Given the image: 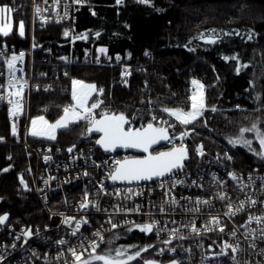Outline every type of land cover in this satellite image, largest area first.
<instances>
[{
    "label": "trees",
    "instance_id": "obj_1",
    "mask_svg": "<svg viewBox=\"0 0 264 264\" xmlns=\"http://www.w3.org/2000/svg\"><path fill=\"white\" fill-rule=\"evenodd\" d=\"M115 2L100 0L95 14L84 10L73 24L36 26L35 80L41 86L50 84L51 89L46 92L38 88L33 93V116H43L51 123L59 119L61 107L71 101L65 92L71 89L72 79H79L104 90V104L98 115L105 110L124 113L135 127H140L150 122L152 116L164 117V108L188 110L189 84L191 79L199 78L210 86L209 111L192 127V141L187 147L189 160L191 144L201 143L212 153L230 152L243 172L264 173V159L228 142L238 136L241 128H250L253 123L264 131V0H148L143 4L125 0L121 8L113 7ZM13 4V0H0V6ZM22 9L20 13H11L10 34L5 37L0 33V50L8 46L18 50L30 47V21L27 8ZM20 21L25 26L23 36L18 31ZM66 31L73 37L65 36ZM201 34L203 39L199 38ZM209 37L216 43H208ZM92 45L107 49L112 57L125 58L124 63L131 67V77L122 83L120 66L64 64L61 54L68 55L72 46L83 51ZM234 56L238 59H232ZM237 67H241L239 73ZM95 98L96 95L92 100ZM86 127L79 122L60 129L55 140L33 137L32 142L63 148H95L96 136L87 133ZM0 135L6 138L10 135L5 108L0 109ZM249 136L245 134L247 139ZM252 148L259 151L256 144ZM95 151L99 157L104 155L96 148ZM10 154L12 161L8 160ZM28 158L23 148L0 145V215H9L10 222L17 227L44 224L48 220L36 196L21 188L19 176H25L27 170L22 163ZM155 243L148 233L125 230L111 237L94 254L111 250L114 255L117 248L127 249L128 254L140 251V256L129 264H145L157 258ZM145 247L147 251H143Z\"/></svg>",
    "mask_w": 264,
    "mask_h": 264
},
{
    "label": "built area",
    "instance_id": "obj_2",
    "mask_svg": "<svg viewBox=\"0 0 264 264\" xmlns=\"http://www.w3.org/2000/svg\"><path fill=\"white\" fill-rule=\"evenodd\" d=\"M14 1V6H11L12 13H20L23 7L27 8L32 41L28 49L18 50L10 46L0 50V53H3L0 55L2 57L0 85H3L0 87V96L4 97H7L9 91H15L8 87L7 60L10 56L24 53L23 60L17 61L18 69L22 71L16 72L20 85H23V111L16 117L9 116L11 136L10 139L0 136L3 138L0 140V145L9 140V144H16L15 146H22L28 150L32 159L37 162V166L27 170L26 175L20 177L22 190L38 198L48 215V220L44 224L17 227L10 223L9 219L5 224L0 225V264H72L75 257L69 249L82 253V260L85 259L92 253L90 243L100 241V237L94 233L99 231L103 236L102 232L113 224L124 231L138 230L137 225L153 224L155 227L151 233L162 242V246L157 242L160 246L157 250L158 256L166 257L170 264L173 260L178 264H235L231 259L233 255L240 264H264V238H262L264 219L260 223L255 219L249 222L250 216L264 218V174L244 175L243 171L234 167V160L229 152L213 155L203 147L204 155L201 156L197 151L201 146L199 144L192 161H189L182 171L155 184L159 185L156 191L153 190L155 185L131 184V191L126 189L128 193L123 194L121 187L126 185L110 188L105 184L106 181L111 180L109 173L117 166L116 161L120 160L119 158L107 156L95 160L93 154H87L80 149L72 150L69 155L65 153L63 157L61 154L63 148L59 145L35 147L27 141V124L22 125L23 113L26 106L32 104V94L38 90L33 87L32 76L35 68L33 31L37 25L73 24L77 21L79 12L95 5L96 0H80L79 3L77 0ZM134 1L141 3L140 0ZM124 6V2L116 4L117 8ZM37 7L40 9L39 13L36 11ZM62 58L66 65L79 63L77 58L69 56ZM84 61V63L100 65L99 61L89 58H85ZM24 81H27L26 85ZM50 89L51 87H48L44 90L50 91ZM8 106L11 105L7 103V98L0 100V109ZM13 124L16 125L17 135L12 134ZM168 131L176 133L175 127H169ZM185 137L183 144L187 147L189 143ZM178 140L179 137L174 136L168 145H176ZM130 156L125 153V158ZM226 156H231L232 159L229 160ZM233 173L240 179L233 180L231 175ZM99 175L101 178H96ZM62 178L74 184H78L80 180L87 181L94 196L81 197L77 193H69L65 188L66 185L62 183ZM236 184H239V187ZM138 191L140 194H149V197L138 196V200L133 202V197ZM96 194L104 198L103 200L113 201L114 210L109 211L107 209L110 207L93 205L84 209L80 207L83 202L81 198L102 200L96 197ZM219 196L226 198L219 199ZM249 198L257 203L252 205L248 202ZM173 199L176 201L175 204L171 202ZM198 200H207L209 203H197ZM69 201L75 204L72 210L68 209ZM241 201H245L244 208L237 212L236 209L240 207ZM231 212L235 214L232 215ZM214 217L218 218L219 224L213 223ZM66 218L69 220L68 223L64 222ZM84 220H87V223H83ZM77 222H80L81 226L73 235ZM193 225L199 230L198 232L192 231ZM220 227L224 228L223 232L219 231ZM29 230L31 236L26 235ZM61 240L66 243L60 244ZM105 241L107 242L106 239ZM225 243L233 246L238 244L242 251L232 253L230 249H224ZM102 244L100 242L99 247ZM173 248L174 252L169 251ZM222 251H227L228 255H220Z\"/></svg>",
    "mask_w": 264,
    "mask_h": 264
},
{
    "label": "snow or ice",
    "instance_id": "obj_3",
    "mask_svg": "<svg viewBox=\"0 0 264 264\" xmlns=\"http://www.w3.org/2000/svg\"><path fill=\"white\" fill-rule=\"evenodd\" d=\"M80 0H77L79 3ZM141 3H147L148 0H140ZM117 4L122 3V0H116ZM37 13L40 12L39 7L36 8ZM12 12V8L10 6H0V33L3 36H8L10 34L12 25L11 23H7L8 14ZM65 16H67V12H65ZM24 23L20 21L18 24L19 35H24ZM215 31V30H213ZM65 36L69 35L66 31ZM99 35V33H97ZM83 38H86L83 37ZM203 39V34L199 37ZM251 35H249L248 39H251ZM208 43H216V40L212 37H209L207 40ZM102 53H106L107 49L101 48L99 50ZM3 53H0L2 55ZM145 55H148L146 52ZM24 53L21 52L19 56L13 55L9 60H7L8 67V87L10 89H15V91H9L7 97L0 96V100H4L7 98V103L12 106V115L13 117L18 116L22 111V100H23V85H20L19 79L16 77V72L22 71V69H18L15 67V63L18 60H23ZM67 60V58H65ZM119 59V57H117ZM225 59H229L225 57ZM232 59H238V57H232ZM241 67H247V65H241ZM241 67H237L236 71L239 73ZM127 74V73H126ZM67 75V73H65ZM24 84H27V81H24ZM71 97L74 103L69 104L63 108V115L57 119L54 123H49L43 116L37 117L35 120L31 122V130L30 134L34 137L36 136H47L50 139L56 138L57 129H68L71 125L77 124L81 121H85L87 124L86 132H99L102 133L100 139L96 141L105 151H115L117 147L121 148H134L139 149L144 153H147L146 156L142 158H125L124 160H117L116 167L113 169L111 173H109V177L112 181H125L128 183H132L133 181H150L154 178L159 179L166 176H172L178 171H182L184 168V161L188 159V151L187 147L182 143L180 146H173L169 151L156 152L153 154L151 149L154 145L159 144L160 141H172V138L169 136L168 127L156 126L151 121H157L158 118L156 116L151 117V121L146 125H142L140 127H133L132 121L124 114V113H113L110 111H103L101 113V118L97 119V115L95 110L100 107L103 101H96L89 105L88 101L93 93L103 94V89H98L95 84L86 83L83 80L72 79L71 81ZM191 84L194 87V91H192L189 100H190V108L189 110H184L183 108H164L163 111L168 113L170 116L175 117L176 121H178L182 125L193 124L197 119L204 115V112L208 110V106L206 105V99L204 94V85L198 80H192ZM18 85H20L18 87ZM3 87V85H0ZM15 97V99H12ZM257 100L260 99V96L257 95ZM239 107V106H237ZM211 111L215 112L216 108L212 107ZM41 125V127H37V124ZM163 124H167V121H162ZM169 127L174 128V125H169ZM254 133L255 138L259 142L260 151H256L252 148L253 141L247 139L245 137L246 133ZM12 134L17 135L16 125L12 126ZM186 135H189L188 132H183L180 134L179 139L183 140ZM3 138L0 137V140ZM233 146L241 145L247 148L249 151L255 152L256 155L260 156L261 159H264V131L261 130L260 126L257 123H253L252 126L241 128L239 134L235 138H230L228 141ZM73 149L69 148L68 151L71 152ZM199 155L203 156V145H201L197 149ZM227 159H232L231 156H226ZM10 159V157H9ZM47 159V158H46ZM7 171V169H4ZM87 175V173H85ZM233 180H239L236 174H231ZM251 179V177H249ZM182 183V181H180ZM163 186V185H161ZM175 186V185H173ZM242 187H247V185H242ZM131 191V189H128ZM226 196H219V199H225ZM173 204L176 203L175 199L171 201ZM249 203L255 205L257 201L251 200L249 198ZM197 203L208 204L209 201H197ZM245 201L240 202V207L236 209L237 212L242 211L244 208ZM82 209L89 207V202L87 201V197L85 201H83L80 205ZM198 211L199 209H195ZM230 214L234 215V212ZM253 219L256 220L257 223H260L262 219L261 217H249V222ZM8 220V216L0 215V225L4 224ZM65 223H68V218L65 219ZM83 223H87V220H84ZM213 223L219 224L218 218H213ZM81 226L80 222H77L75 225V230L73 231V235L76 234V231L79 230ZM113 228L117 225L113 224ZM141 232L151 233L153 232L154 225L153 224H144L137 225ZM207 227V226H206ZM211 230V229H209ZM193 232H198L199 230L192 226ZM219 231L223 232L224 228L220 227ZM27 236H31L32 233L29 230L26 233ZM94 235L100 237V241H93L90 243V247L92 249V253L89 254V259L82 260V253H77L75 249H69L72 252V255L75 257L74 264H94V262H101V264H129L130 261L136 260L140 256V251H137L135 254H128L127 249L117 248L115 249V254H112L110 250L106 254H94L96 253V249L99 247V243L103 242V236L99 231L94 233ZM235 235V233H233ZM262 238H264V229H262ZM19 239V237H17ZM26 242V241H25ZM60 244L66 243V241H59ZM166 243H170V241H166ZM15 247V245H13ZM148 247H154L152 245ZM148 247H145L143 251H147ZM224 249H230L232 253H237L242 251L239 248V245L233 246L232 244L225 243ZM87 251V249H85ZM169 251L174 252L175 249H169ZM163 252V249H161ZM220 255H228L227 251H222ZM235 264H240L239 261L236 260V256L233 255L231 257ZM145 264H155L154 261H145ZM172 264H178L177 261L173 260Z\"/></svg>",
    "mask_w": 264,
    "mask_h": 264
},
{
    "label": "bare ground",
    "instance_id": "obj_4",
    "mask_svg": "<svg viewBox=\"0 0 264 264\" xmlns=\"http://www.w3.org/2000/svg\"><path fill=\"white\" fill-rule=\"evenodd\" d=\"M99 1L100 0H96V4L95 5H93L92 7H90V8H84V9H82L80 12H79V14L82 12V11H84V10H86L87 12H89L90 14H95V12H96V9L98 8V3H99ZM26 2H29V0H26ZM122 2H124V4H125V0H122ZM116 2L114 3V6L113 7H116ZM141 4V3H140ZM143 4V3H142ZM118 5V4H117ZM117 8V7H116ZM75 23V22H74ZM69 39L70 38H72L73 37V34L72 33H70L69 34ZM101 48H95V47H93V45L89 48V49H86V50H83V51H78V50H76L75 48H74V46H72L70 49H69V54L68 55H62L61 54V52H59V55L61 54V56H69V57H73V58H77L78 60H79V63L80 64H85L84 62V59L85 58H89V59H91V60H94V61H99V64L101 65V67H114V66H120V73L121 74H123V73H125V72H130L131 71V67L127 64V63H124V61H125V58H123L122 56H117V57H119V59H117V57H112L111 55H108L107 54V52L106 53H101V54H98L97 53V51L98 50H100ZM79 52H84L83 54H79ZM127 60H128V58H127ZM91 64V63H90ZM130 75H131V72H130ZM33 87L34 88H36V89H47L48 87H51V85L50 84H44V85H39L37 82H36V80H35V77H36V75H35V73H33ZM59 79V77L58 78H56V80H58ZM125 79H128V78H123V80H125ZM69 93H70V90H67L66 92H65V94L66 95H69ZM99 94V93H98ZM100 95V94H99ZM67 105V104H66ZM65 105V106H66ZM96 115H97V119H99V118H101V116L100 115H98V112L96 111ZM158 118V117H157ZM159 119V118H158ZM160 119H163L164 121H168L169 119H170V117L169 116H167V117H160ZM170 121H176L175 119H171ZM153 122V121H152ZM154 123V122H153ZM9 125H10V122H9ZM132 125H133V123H132ZM133 127H135L134 125H133ZM176 128V127H175ZM177 129V131H176V133H178V132H180V131H182V129H178V128H176ZM189 133V135H187V142L188 143H190L191 141H192V135L190 134V131L188 132ZM30 134V131H27V141L28 142H30V144L32 145V146H35V147H38V146H41V147H45V146H47V145H49V144H36V143H33L32 142V138H33V136H31V137H28V135ZM91 134H93L92 132H91ZM93 135H95V134H93ZM1 136V135H0ZM10 136H11V126H10V135H9V138L7 137H5L6 139H10ZM96 136V139H95V148L97 149V147H96V141H97V139H98V136L97 135H95ZM34 139H41V138H35L34 137ZM8 141L9 140H7V141H5V142H7V143H5V144H8V145H10V146H13V147H20V148H23L24 150H26L24 147H22V146H15L16 144H13V145H11V144H9L8 143ZM165 141V140H164ZM200 145H202L201 143H199ZM199 144H191L192 145V148H191V152H190V155L192 156L191 158H190V160H189V154H188V159H186L185 160V162H184V166L187 164V163H189V161L191 162L192 161V159L195 157L194 155L196 154V152H195V150H196V147H197V145L199 146ZM2 145V144H1ZM162 145V144H161ZM160 145V146H161ZM158 147L157 149H155V150H153L152 152H153V154H155L156 152H163V151H165L164 149H162L161 147ZM188 147V146H187ZM194 147H195V149H194ZM204 147V146H203ZM95 148L94 147H92V146H79V147H72V149L73 150H78V149H80V150H83L85 153H87V154H94V155H96V151H95ZM205 148V147H204ZM194 149V150H193ZM99 150V149H98ZM205 151H207L208 153H210V154H213V155H218L217 153H212V152H210V151H208V150H206V149H204ZM101 151V150H100ZM187 151H188V149H187ZM26 152L28 153V159L25 161V162H23L22 163V166L23 167H25L27 170H32L35 166H37L38 164H37V162L35 161V160H33L32 159V157H31V155H30V153H29V151L28 150H26ZM102 152V151H101ZM224 152H228V151H224ZM224 152H221V153H224ZM103 153V152H102ZM125 153H128V154H130L131 156L130 157H128V158H131V157H133V156H137V155H135V154H132V153H129V152H127V151H122V152H114V153H108V154H105V153H103L104 155L103 156H101V157H99V156H97L99 159L100 158H103V157H107V156H109V157H117V158H119L121 161L122 160H124V158H125ZM230 153V152H229ZM61 154H62V156L64 157V154H65V150L64 149H61ZM231 154V153H230ZM10 156H12L13 157V155L12 154H10L9 156H8V158L10 157ZM233 157V156H232ZM14 158H11L10 157V161H12ZM9 160V159H8ZM233 160H234V158H233ZM235 164V162L233 163V165ZM39 166H40V164H39ZM234 167L236 168L237 166H236V164L234 165ZM238 168V167H237ZM236 168V169H237ZM184 169V168H183ZM239 169V168H238ZM26 170V171H27ZM240 171V170H239ZM178 172H180V171H178ZM178 172H176V173H178ZM175 173V174H176ZM244 175H246L247 174V172H242ZM254 174H261V173H254ZM173 176V175H172ZM19 177H21V175L19 176ZM169 177H171V176H166V177H163V178H161V179H157V180H154V181H143V182H132V183H118V182H114V181H112V180H109V181H106L105 182V184L107 185V187H114V186H122V185H126V186H124V187H121V193H123V194H127L128 192L126 191V189H131V184H149V185H155V184H157L158 182H160L161 180L163 181L164 179H167V178H169ZM96 178H101L100 177V175L99 176H96ZM21 182H22V180H21ZM62 183L64 184V185H66V187L65 188H67V191L69 192V193H77L78 195H80L81 197H85V196H91V197H93L94 196V194H93V191H92V188H91V186L87 183V181H84V180H80L79 182H78V184H74V183H72V182H67L65 179H63L62 178ZM21 186H22V184H21ZM159 185H155L154 187H153V190L154 191H156L157 190V187H158ZM22 188V187H21ZM138 196L139 197H142V198H148L149 197V194H140V192L138 191L137 192V194L136 195H134V197H133V202H136L137 200H138ZM96 197H99L100 199H102V200H88L87 199V201L89 202V205H93V206H96V207H102V208H109V209H107V210H109V211H112V210H114V203H113V201H111V200H103L104 198H101L99 195H97L96 194ZM37 198V197H36ZM38 199V198H37ZM81 200L82 201H85V199H83V198H81ZM40 202V201H39ZM41 203V202H40ZM42 205V204H41ZM74 203L72 202V201H69L68 203H67V206H68V209L69 210H72L73 208H74ZM42 207H43V205H42ZM44 208V207H43ZM44 211H45V209H44ZM45 213H46V211H45ZM47 214V213H46ZM7 215V214H6ZM9 216V215H8ZM48 216V215H47ZM9 222H10V220H9ZM8 222V223H9ZM11 223V222H10ZM5 224V223H4ZM124 230H122L120 227H118V226H116L115 228H113V226L112 225H110L108 228H106L102 233H103V237L107 240V241H109V239H111V237H113L114 235H117L118 233H121V232H123ZM151 237H153V239H154V241L157 243H159V245L160 246H162V242L161 241H159V240H157L153 235L151 236ZM103 238V244L102 245H104L105 243H106V241H105V239ZM155 243V244H156ZM158 243L156 244V250L155 251H157L158 250V248L160 247V246H158ZM153 249H155V247H153ZM159 259L158 258H154V259H151V260H148V261H154L155 263H157V264H159V261H158ZM72 264H74V263H72ZM170 264V263H169Z\"/></svg>",
    "mask_w": 264,
    "mask_h": 264
},
{
    "label": "rangeland",
    "instance_id": "obj_5",
    "mask_svg": "<svg viewBox=\"0 0 264 264\" xmlns=\"http://www.w3.org/2000/svg\"><path fill=\"white\" fill-rule=\"evenodd\" d=\"M14 1V0H13ZM15 2V1H14ZM14 6V4L12 5V7ZM12 13V12H11ZM11 13L10 14H8V20H7V23H11V25H13V21H12V17H11ZM12 29V28H11ZM2 34V33H1ZM32 41V40H31ZM35 41V40H34ZM32 46H35L33 43H32ZM8 47H10V46H8ZM34 50H35V48H34ZM97 53L98 54H101L102 52H100L99 50L97 51ZM8 56V54L6 55V57ZM12 56H10V58H11ZM0 58H2V57H0ZM9 58V59H10ZM30 64V63H29ZM15 67L16 68H18V64H17V62L15 63ZM29 73V72H28ZM33 73H35V70L33 71ZM130 78L131 76H130V73L128 72L127 74L126 73H123V74H121V81H122V83H123V78ZM5 78V77H4ZM198 80V81H200L203 85H204V94H205V99H206V105L208 106V104H207V93H208V91H209V88H210V86H208L206 83H204L201 79H199V78H193V79H191V81L192 80ZM4 80V79H3ZM72 88V87H71ZM195 89H194V87H193V85L191 84V82H190V84H189V88H188V95H189V97H190V95H191V93H192V91H194ZM46 92H48V91H46ZM29 95V93H27V96ZM96 95V98H95V100L93 101L92 100V97L93 96H95ZM32 97H33V94H32ZM32 97H31V101H32ZM69 97L71 98V101H70V103L69 104H72V103H74V101L72 100V97H71V89H70V93H69ZM103 101V103L100 105V107L104 104V100H103V95H99L98 93H93V95L90 97V99H89V101H88V103H89V105H91V103H93V102H96V101ZM28 101L29 100H27V103H28ZM191 103V102H190ZM69 104H67L66 106H68ZM65 106H63V107H61V109H60V117L63 115V108H64ZM100 107L99 108H97L96 110H95V112L97 111V112H99V109H100ZM5 109H7L8 110V117L9 116H11V117H13V115H12V107L11 106H8V107H4ZM189 108H190V106H189ZM2 109V108H1ZM25 110V113H23L24 114V120H23V123H22V125L23 126H25V124H27V131H30L31 130V127H32V125H31V122H32V120H35L37 117H34L33 116V106H32V104L31 105H27L26 106V109H24ZM189 110V109H188ZM23 111V110H22ZM187 111V110H186ZM209 111V108H208V110H206L205 112H204V115L203 116H201L199 119H197L193 124H189V125H182V124H180L178 121H170L171 119L173 120V119H175V117H172V116H170L168 113H166V115L164 116V117H167V116H169L170 117V119L167 121V124H163L162 123V121H164L163 119H158L157 121H153L154 122V125H156V126H163V127H168L169 128V125H174L176 128H178V129H182V132L180 131V132H178V133H175V132H169V136L171 137V138H173L174 136L177 138V137H179L180 136V134L181 133H183L184 131H186L187 130V132H189L190 131V134L191 135H193V131H192V127H193V125L197 122V121H199L201 118H204V116H205V114L207 113ZM59 117V118H60ZM10 118V117H9ZM46 120V119H45ZM176 120V119H175ZM48 121V120H47ZM25 122V123H24ZM49 122V121H48ZM82 123H84V124H86V122L85 121H81ZM49 123H51V122H49ZM74 125V124H73ZM87 125V124H86ZM72 126V125H71ZM70 126V127H71ZM37 127H41V125L39 124V122H38V124H37ZM175 128V131H177V129ZM60 129H57V131H56V133H55V135H56V137H57V133H58V131H59ZM249 139L250 140H252L253 141V143L252 144H256L257 145V149L260 151V148H259V142H258V140L255 138V134L254 133H251V132H249ZM32 135L31 134H29L28 135V137H31ZM34 137V136H33ZM32 138V137H31ZM35 138H41V139H46V140H55V139H50V138H48L47 136H36ZM186 138V137H185ZM185 140V139H184ZM184 140L183 141H180V140H178L177 142V144L175 145V146H180L183 142H184ZM168 142L169 141H164L163 143H162V145L160 146L162 149H164L165 151H169V150H171L172 149V147L174 146L173 144H171V145H168ZM173 143V142H172ZM190 144V143H189ZM189 144H188V146H189ZM199 144V143H198ZM51 145V144H50ZM203 145V144H202ZM54 146H57V145H54ZM198 146V145H197ZM63 148V147H62ZM64 150H66L65 151V153H68V155H69V153H72V152H69L68 151V149L69 148H63ZM194 149H195V147H194ZM193 149V150H194ZM192 151V150H191ZM219 154H223V153H219ZM94 155V154H93ZM95 156V160H97L98 159V157L96 156V155H94ZM195 156V155H194ZM254 173H251V175H253ZM261 174H264V173H261ZM65 175V174H64ZM67 175V174H66ZM239 182V181H238ZM238 187H239V184H236ZM138 230H139V228H138ZM150 236H152V233H148ZM156 257L159 259L158 261H159V264H169L168 263V260H166L167 258L166 257H163V258H160L159 256H158V253H157V251H156Z\"/></svg>",
    "mask_w": 264,
    "mask_h": 264
},
{
    "label": "water",
    "instance_id": "obj_6",
    "mask_svg": "<svg viewBox=\"0 0 264 264\" xmlns=\"http://www.w3.org/2000/svg\"><path fill=\"white\" fill-rule=\"evenodd\" d=\"M92 133L95 134V135H97V136H98V139H100V137H101V135H102V133H99V132H92ZM98 139H97V140H98ZM163 142H164V140L160 141L159 144L154 145L153 148L151 149V151L157 149V148H158ZM96 147H97V149L101 150V151H102L103 153H105V154H108V153H114V152L127 151V152H129V153H132V154L137 155V156H133V157H131V158H142V157H144V156L147 155V153H144V152H142L141 150H139V149H134V148H121V147H117L115 151H105V150H104L99 144H97V143H96ZM184 162H185V161H184ZM159 179H161V178H159ZM154 180H157V179L154 178L153 180H150V181H154ZM115 182H118V183H128V182H125V181H115ZM133 182H143V181H133ZM7 216H8V215H7ZM8 220H9V216H8ZM8 220H7V221H8ZM7 221H6V222H7ZM6 222H5V223H6ZM155 264H157V263H155Z\"/></svg>",
    "mask_w": 264,
    "mask_h": 264
}]
</instances>
